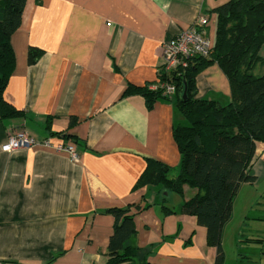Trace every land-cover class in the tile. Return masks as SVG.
Wrapping results in <instances>:
<instances>
[{"label": "crops", "instance_id": "1", "mask_svg": "<svg viewBox=\"0 0 264 264\" xmlns=\"http://www.w3.org/2000/svg\"><path fill=\"white\" fill-rule=\"evenodd\" d=\"M224 1H25L10 37L15 66L3 92L22 113L0 117V260L105 264L114 222L105 208L139 203L132 242L148 251V261L215 264L205 226L179 211L178 194L160 184L135 186L147 157L178 171L176 95L149 107L140 93L123 90L128 82H156L163 41L200 14L208 16L214 38L213 8ZM30 46L42 49L34 63L27 60ZM196 95L229 99L217 63L196 75ZM19 129L38 143L3 151L7 134ZM60 143H71L77 158ZM249 172L255 179L241 183L223 226L221 264H264L263 141L255 143ZM193 192L184 185L186 198Z\"/></svg>", "mask_w": 264, "mask_h": 264}, {"label": "trees", "instance_id": "2", "mask_svg": "<svg viewBox=\"0 0 264 264\" xmlns=\"http://www.w3.org/2000/svg\"><path fill=\"white\" fill-rule=\"evenodd\" d=\"M25 1L0 0V117L22 113L3 92L15 66L10 37L21 24ZM213 11L216 21L211 52L189 56L185 65L178 64L167 72L161 65L157 70L160 80L175 84L181 115L172 126L180 153L178 171L169 176V165L147 157L135 186L160 184L168 193L178 194L179 211L195 215L205 226L207 242L217 250L215 264H221L223 226L231 216L232 201L241 183L255 179L249 166L256 141L264 142V70L253 72L257 63L264 66L260 53L264 45V0H226ZM41 54L42 49L30 46L28 62L34 63ZM212 63H217L228 79L230 95L225 102L196 95V75ZM149 83L128 82L123 94L140 93L150 107L164 95L161 87L153 89ZM184 185L194 189L187 198ZM143 207L128 203L105 208L114 217L105 264H153L147 260L148 251L132 242L136 234L134 214ZM163 207L171 210L165 204Z\"/></svg>", "mask_w": 264, "mask_h": 264}, {"label": "built area", "instance_id": "3", "mask_svg": "<svg viewBox=\"0 0 264 264\" xmlns=\"http://www.w3.org/2000/svg\"><path fill=\"white\" fill-rule=\"evenodd\" d=\"M208 16L200 14L195 23L181 30L178 34L165 39L162 43V63L161 68L169 71L178 64L185 65L186 59L192 55H208L213 47V38L208 32ZM150 88L161 87V93L169 96L175 92V84L169 80H160L149 83ZM38 143L25 129H19L7 134L6 140L2 143L3 151H13L18 148L29 147ZM41 143L48 144V139ZM58 149L67 151L73 159L77 158V152L71 143L58 144ZM0 264H21L15 261H2Z\"/></svg>", "mask_w": 264, "mask_h": 264}, {"label": "rangeland", "instance_id": "4", "mask_svg": "<svg viewBox=\"0 0 264 264\" xmlns=\"http://www.w3.org/2000/svg\"><path fill=\"white\" fill-rule=\"evenodd\" d=\"M260 53L264 55V45L261 47ZM263 70H264V66L262 64H260V63H257L256 66L253 69V72L255 74H260ZM168 174H169V176H173L174 175L171 171H169Z\"/></svg>", "mask_w": 264, "mask_h": 264}, {"label": "water", "instance_id": "5", "mask_svg": "<svg viewBox=\"0 0 264 264\" xmlns=\"http://www.w3.org/2000/svg\"><path fill=\"white\" fill-rule=\"evenodd\" d=\"M182 96L185 97L186 96V91L184 89L183 93H182Z\"/></svg>", "mask_w": 264, "mask_h": 264}]
</instances>
